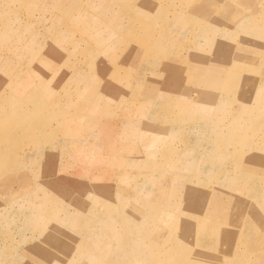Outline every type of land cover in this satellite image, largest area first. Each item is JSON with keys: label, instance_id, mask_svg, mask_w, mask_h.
<instances>
[{"label": "rangeland", "instance_id": "rangeland-1", "mask_svg": "<svg viewBox=\"0 0 264 264\" xmlns=\"http://www.w3.org/2000/svg\"><path fill=\"white\" fill-rule=\"evenodd\" d=\"M9 1L0 0V149L6 152L0 159V264H112V258L122 264H264V166L239 170L252 154L249 138L264 141V104L252 89L253 80L264 77V0H126L128 7L115 0H16L8 13ZM210 2L229 10L218 20L230 25L224 35L202 9ZM138 11L142 27L129 32ZM31 33L41 42L35 44ZM198 36L203 43L186 42ZM73 38L75 58L61 72L49 62L47 79L35 78L39 66L22 62L39 47L57 48L63 57ZM99 68L110 74L98 75ZM233 71L246 80H231L230 94H222L225 75ZM211 95L221 100L217 111L241 119L235 147L224 144L232 126L210 118L212 109L203 105ZM186 102L204 107L196 115L186 110L190 121L163 122L166 110L182 114ZM241 102L249 114L240 115ZM205 118L210 123L199 127ZM220 130L218 157L229 158L223 161L227 173L208 160L217 151L208 135ZM163 175L167 182L157 190L144 181ZM184 182L197 192L190 194ZM160 191L167 196L155 214L150 208ZM105 198H113L117 212L111 232L118 234L99 237L112 245L111 255L98 251V258L79 262L76 253L89 250L84 232L96 234L106 224L100 217ZM96 214L98 220L86 219ZM148 226L164 236L147 238L140 232Z\"/></svg>", "mask_w": 264, "mask_h": 264}, {"label": "bare ground", "instance_id": "bare-ground-1", "mask_svg": "<svg viewBox=\"0 0 264 264\" xmlns=\"http://www.w3.org/2000/svg\"><path fill=\"white\" fill-rule=\"evenodd\" d=\"M106 1H112V0H106ZM115 1H117L120 5H122L123 7H128V6H125L124 5V3L126 2V0H115ZM16 4H17V1L16 0H11V2L9 1V2H7L6 3V6H5V10L6 9H8L7 10V12L9 13V11L10 10H12L14 7H16ZM18 5H20V6H18V9L19 10H23V4H22V2H20V1H18ZM206 6H208V3L207 4H205ZM202 9L203 10H208V12H210L211 13V16L212 17H215L216 19H214V18H211L212 19V21L217 25V30H218V32H220V34L221 35H224L226 32H227V29H229L230 28V25H227V23H223V26L222 25H219V23H218V20H219V18H224V16L225 15H228V13H229V10H228V8H220V9H217V6H216V3L215 2H210V7L209 8H206V7H204V6H202ZM5 14H6V11L4 12ZM7 13V14H8ZM15 13V12H14ZM136 17H133V21L132 22H130V23H127L128 24V26H129V32H134L135 30H139L141 27H142V20L140 19V15H141V13H140V11H138L137 13H136ZM103 22H104V20H102ZM17 24H19V22H17V21H15ZM220 22V21H219ZM10 23H11V21H10ZM104 23H107V24H110V21H106L105 20V22ZM21 24V23H20ZM110 25H112V26H117L118 28V30L119 29H121L123 26H120L119 24H118V22H115V24H110ZM52 26H53V22H52ZM111 26V27H112ZM165 27V26H164ZM238 28H240V26L238 27ZM42 29H43V27H42ZM66 29V28H65ZM216 30V31H217ZM61 34H64V32H60L59 33V35H61ZM192 34H194V33H192ZM193 36V35H192ZM191 36V37H192ZM262 36L264 37V33L262 34ZM30 37L31 38H35V44H37V43H40L41 42V38L38 36V34H30ZM52 40L53 41H55V37L54 38H52ZM182 40V39H181ZM214 40V39H213ZM213 40L212 39H210V40H208V43L209 42H213ZM52 41V42H53ZM56 41H57V44H56V47H60L61 46V40L57 37V39H56ZM77 42V41H76ZM99 41H97L96 43H98ZM186 42L187 43H191V44H195V45H198L199 43H203L204 42V37L203 36H201V37H199L198 36V38H195V39H193V40H190V39H187L186 40ZM199 42V43H198ZM149 43V42H148ZM154 43V42H153ZM216 44H217V42H216ZM221 44V43H220ZM188 45V44H187ZM218 45H219V43H218ZM69 46H70V48H72V51H70L69 53H66L63 57H62V54H61V50H59V49H57V48H55V50H53V51H51L52 50V48H50V49H47V48H41V47H39L38 48V50L35 52V55H33V56H30V57H24V61H22V62H24V63H26V64H28V65H32L33 67H37V66H39L40 67V69H41V72L40 73H38L37 75H35V78H37V79H39V80H42V79H47L48 78V76H47V74L46 73H44V70H46L47 69V67L49 66V62H51V64L50 65H53V64H57V66L59 67V69H58V71L59 72H61V70H62V68H64V66L66 65V64H68V62H69V60H70V58L73 56L74 58H75V55H74V46H75V38H73L70 42H69ZM145 47V46H144ZM209 47V46H208ZM147 48V47H146ZM214 48H215V46H214ZM219 48V47H218ZM192 49V48H191ZM55 52H57V54L55 53ZM76 54H77V52H76ZM70 57V58H69ZM88 58H90V57H88ZM214 58V57H213ZM230 58V57H229ZM80 59V58H79ZM78 59V60H79ZM77 60V61H78ZM215 60H216V58L214 59V60H211V61H209V63H211V64H213L214 62H215ZM80 61V60H79ZM86 61H87V59H86ZM68 67V66H67ZM78 68V67H77ZM209 68H207V69H203V70H208ZM98 75H109L110 74V72H108V70H104L103 68L101 69V68H99L98 69ZM61 77H62V79H61V81H63V82H65L66 84H69V83H71V78L70 77H68V75H66V74H60V73H58ZM142 75V74H141ZM70 76V75H69ZM144 76V75H143ZM141 77V76H140ZM228 77V81L229 82H231V80H235V79H237V80H246V79H243L242 77H240V75H239V73L237 72V71H233V72H228L226 75H225V79ZM260 83L262 84H264V77L263 78H261L260 79ZM9 84H10V82H9ZM260 85V86H258L257 87V85H256V80H253V87H252V89L253 90H255L256 91V94H257V101L258 102H260V103H263L264 104V85ZM11 85V84H10ZM98 88V86L96 87V89ZM100 89V87L98 88V90ZM98 90H97V92H98ZM222 89H220V91H221ZM225 90V89H224ZM225 92L227 93V92H231V90L229 89V88H227L226 90H225ZM213 97H215V95H211L210 97H209V99H208V101H209V103L208 104H203L206 108V110L207 109H213V107H214V105H215V103H216V100H217V97H216V100H214V98ZM242 97V96H241ZM256 97H255V100H256ZM99 98H100V96H99ZM98 98V99H99ZM98 99H97V102H99L98 101ZM239 101H242V99L240 98V100ZM166 102V101H165ZM197 102V101H196ZM244 103H246V102H241V104H240V106H238V111H239V113H240V115L241 116H243V115H246V114H249L250 113V107H248V106H246V104H244ZM161 104H163L162 102H161ZM198 103H196L195 104V102H186V103H184V104H180L181 105V109H182V111H183V113L182 114H179L178 112H176V110L177 109H174V108H172L171 110H166L164 113H165V115L162 117V120H163V122H165L166 124H172L173 122H177V123H182V121L185 119V121H190V116L188 117V115H189V113H186V110H188V111H194V113L193 114H195L196 115V113H198V112H200V110L204 107V106H201V105H197ZM200 104V103H199ZM179 109V108H178ZM207 112V111H206ZM208 113V112H207ZM264 114V113H263ZM181 115V117H179ZM195 115L194 116H192L193 118L192 119H194L195 120ZM205 115H206V113H205ZM210 118H217L218 119V121H219V123H226V124H229V125H231L232 126V131H234V133L237 131V130H239V129H241V119H240V117H238V118H232L228 113H227V109L226 110H224L223 112H220V111H217L216 113H214ZM40 123L39 124H42L43 122L42 121H39ZM208 123H210V121H208V119L207 118H205V119H203V120H199V123H198V126L199 127H202L203 128V126H205V125H207ZM39 124L35 127V128H33V129H35V130H37L38 128H39ZM244 126V125H243ZM262 128H264V125H262ZM205 129V128H204ZM231 131V132H232ZM16 132V131H15ZM15 132H11L12 134H15ZM24 131H21V133H23ZM220 134H225V132H223L222 130H220V131H218ZM230 133V132H229ZM264 134V133H263ZM262 134V135H263ZM9 135L10 134H8L7 135V139L6 140H9V142H10V138H9ZM27 135V133L26 132H24V135L23 136H26ZM22 136V137H23ZM245 139V141H246V138H244ZM250 140H252L253 138H249ZM250 140H249V144H247L246 143V147L248 148L249 147V154L252 152V154H251V157H250V160L248 161V164H246L243 168H241L240 167V171H242V170H249L250 171V169H253V170H258V169H260V167L263 165L264 166V141L263 142H260V145H257V146H255V147H252V144L250 143ZM20 144V143H19ZM224 144L226 145V147H229V146H231V145H228V143L226 142V141H224ZM21 145V144H20ZM22 146V145H21ZM216 147V152L214 151L213 153H212V156H214V157H212V156H209L208 157V160L209 159H211V161H210V163H213L214 165H210L211 167H216L217 165H218V167L221 169V173H227V170H228V167H229V162H223L225 159H229L228 157H224V156H222V155H220L219 157H218V154H219V152H218V148H220L221 146L220 145H215ZM23 147V146H22ZM24 149V148H23ZM174 151L175 150H173L172 151V153H174ZM237 153H239L240 155L242 154V155H244L245 153H244V151L242 150V149H237ZM5 154H6V152L3 150V149H0V159L2 160V159H5ZM19 154H21V153H19ZM23 154V153H22ZM216 164V165H215ZM262 164V165H261ZM8 165V168L9 169H11V167H12V165H11V163H8L7 164ZM258 168V169H257ZM28 177V176H27ZM144 177V176H143ZM194 178H196L197 177V175H194L193 176ZM189 178V176H186L185 177V180L186 179H188ZM167 179H168V176L167 175H163L160 179H158V180H156V179H154V178H152V179H147V178H145L144 179V181L145 182H151V185L153 186V187H155V188H153L152 190H157V189H159V188H157L159 185L160 186H164L165 184H166V182H167ZM196 180V179H195ZM253 181V180H252ZM251 182V181H250ZM183 184H185V186L187 185V187H189V188H187V190H191L190 192V194H192V195H194V193L195 192H197V187L194 189V188H192L193 186L191 185V184H187V182H184ZM204 190V189H203ZM145 192V191H144ZM161 192V191H160ZM205 192V191H204ZM106 193V192H105ZM107 195H110L108 192L106 193ZM129 194V193H128ZM127 194V195H128ZM122 195V194H121ZM184 195V194H183ZM166 196L167 195H165V193L164 192H161L160 193V195H159V198H157L155 201H158V203H155V205L154 204H152L151 205V211H153L155 214H157L158 213V211L160 212V210H161V207H163L164 206V203H165V198H166ZM170 196V195H169ZM195 196H197V195H195ZM206 196V195H205ZM194 197V196H193ZM184 198V197H183ZM196 198V197H195ZM227 198H228V196H227ZM140 197L139 196H137L136 197V201H137V203H141L140 202ZM216 199V198H215ZM134 200V201H135ZM214 200V199H213ZM263 200V199H262ZM261 200V201H262ZM195 201V200H194ZM113 202H115L114 200H113V198H110L109 200L108 199H106L105 198V207H104V210H105V213H102V214H100V217H106L107 219H106V224L104 225V226H99V228H98V230H97V233L95 234H93L92 232L90 233L89 231L88 232H84L85 233V238H86V240H87V247L89 248V250H85V249H83V251H82V253L83 252H85V251H87V252H95V254H93V256H91L90 254H82V253H76V258L78 259V261L80 262H82V261H89L90 259H94V258H98L97 257V255H96V253L99 251V252H104V255L103 254H101V256H105V257H107V256H110L111 254H110V251H111V249L112 248H109V246L110 247H112V245L110 244V245H103L102 244V242H101V240H100V238L99 237H103V236H105V239H107V238H113V237H115V235H117L118 234V230L117 229H115V233H112L111 232V229L113 228V224H115L116 222H114V219H116V211L114 210V203ZM118 202V201H117ZM125 202V199L124 200H121L119 203L120 204H118L119 206H120V210H121V214H126V204L124 203ZM220 202V201H219ZM259 202V201H258ZM87 203V202H86ZM116 204V203H115ZM135 204V203H134ZM262 204V203H261ZM259 207H260V205H258V206H256V208L257 209H259ZM262 208H263V206H261ZM117 209H119V208H116V210ZM128 209V208H127ZM197 209V208H196ZM195 210V209H194ZM258 211H261V210H258ZM116 212V213H115ZM118 213H119V210H118ZM193 213V212H192ZM191 213V214H192ZM130 214V213H129ZM202 214V213H201ZM98 214H96V217H94V216H92V215H90V216H87L86 217V219L88 220H98ZM120 217V216H119ZM137 217V214L136 213H132V218L133 219H135ZM192 217L195 219L196 217H197V215H196V213L195 214H193L192 215ZM246 217V216H245ZM34 220H36V219H38V217L37 216H34L33 215V217H32ZM125 219V218H124ZM61 219H60V217H59V215H57V213H54V215H53V217H52V223H53V225H57V223H60L61 221H60ZM88 220V221H89ZM127 220V219H126ZM142 220V219H141ZM63 221V220H62ZM120 221V220H119ZM114 222V223H113ZM123 222V221H122ZM161 222H163V220H161ZM29 224H33L37 229H39V230H41V233L43 234V233H45L44 232V228H41L40 229V227H38L37 226V223H34L33 221H31ZM92 224H93V222H92ZM230 228V227H229ZM53 230H55V229H53ZM234 230V229H233ZM232 230V231H233ZM150 231H158V230H154V229H151L149 226L145 229V230H143V231H141L140 233H143L147 238H155V239H158V238H160V237H162V236H164V233H163V230H161V231H158V233H157V237H154V236H151V235H149V233H150ZM237 231V230H236ZM53 234V233H52ZM115 234V235H114ZM232 234V233H231ZM166 239H170V240H173V238H166ZM8 240V239H7ZM10 240V239H9ZM70 246H71V244H70ZM35 247V246H34ZM90 247H94L93 249H91ZM72 248V247H71ZM95 248H97V249H95ZM39 250V249H38ZM158 250L159 251H163L164 250V245H162V246H160L159 248H158ZM42 252V251H41ZM153 252H157V251H153ZM115 256V255H114ZM117 259V260H116ZM112 258L111 259V263L112 264H122L121 263V260L120 259H118V258ZM151 262H152V264H161L160 262H155L153 259H151L150 260ZM142 262H140V263H137V264H141ZM67 264H71L70 262L69 263H67ZM75 264H77V262L75 261ZM82 264H83V262H82ZM147 264H149V261H148V263ZM222 264V263H221Z\"/></svg>", "mask_w": 264, "mask_h": 264}, {"label": "crops", "instance_id": "crops-1", "mask_svg": "<svg viewBox=\"0 0 264 264\" xmlns=\"http://www.w3.org/2000/svg\"><path fill=\"white\" fill-rule=\"evenodd\" d=\"M229 79H228V77L225 79V81H224V83H223V85H222V90H221V93L222 94H230V92H225V90L227 89V88H229L230 90H231V85H230V82L228 81ZM256 81H257V79H255ZM256 84H257V87L258 86H260V85H262L260 82H256ZM225 89V90H224ZM219 97V96H218ZM218 97H217V102L219 101H221V100H219L218 99ZM216 104V103H215ZM212 111H213V114L214 113H216L217 112V109H216V107H215V105H214V107H213V109H212ZM227 113L229 114L230 113V111L227 109ZM212 114V115H213ZM224 134H220L219 132H216V133H214V134H212V135H208L209 137H211L212 139H214L213 140V144H214V146L215 145H219L218 144V140L223 136ZM223 140V139H222ZM228 143V145H232L233 147H235V133L233 132V134H232V137H230V140L227 142ZM252 144V143H251ZM257 145H260V142L259 143H255V144H252V147H255V146H257Z\"/></svg>", "mask_w": 264, "mask_h": 264}]
</instances>
